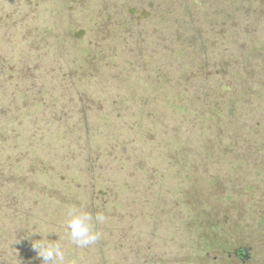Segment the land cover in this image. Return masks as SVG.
<instances>
[{"label":"trees","instance_id":"trees-1","mask_svg":"<svg viewBox=\"0 0 264 264\" xmlns=\"http://www.w3.org/2000/svg\"><path fill=\"white\" fill-rule=\"evenodd\" d=\"M90 88L136 91L142 114L149 95L180 109V158L218 164L184 188L188 208L220 191L251 219L236 224L244 240L264 233V0H0V149L17 144L20 114L48 90L75 92L63 100L87 127Z\"/></svg>","mask_w":264,"mask_h":264},{"label":"rangeland","instance_id":"rangeland-1","mask_svg":"<svg viewBox=\"0 0 264 264\" xmlns=\"http://www.w3.org/2000/svg\"><path fill=\"white\" fill-rule=\"evenodd\" d=\"M88 92L97 104L87 113V127L79 105L63 100L75 92L48 90L43 105L34 99L20 114L17 144L1 146L0 264H43L32 246L45 238L60 244L73 264H264V233L244 240L249 231L236 229L241 219L251 220L240 219V204L216 191V198L195 195L203 207L188 208L184 188L200 186L197 178L217 172L218 164L180 158V109L149 95L148 113L142 114L136 91ZM59 105L66 107L65 118L54 113ZM31 119L36 124L28 126ZM69 208L92 214L95 244L78 248L68 238ZM201 208L207 217H199ZM224 218L231 227L226 224L222 233L218 221ZM71 244L75 252L68 250ZM240 248L246 259L234 255Z\"/></svg>","mask_w":264,"mask_h":264},{"label":"clouds","instance_id":"clouds-1","mask_svg":"<svg viewBox=\"0 0 264 264\" xmlns=\"http://www.w3.org/2000/svg\"><path fill=\"white\" fill-rule=\"evenodd\" d=\"M93 217L91 213L77 212L75 208H69L67 211V219L65 221L66 230L72 243L78 248H85L95 244L99 238V233L94 230L91 223ZM97 222H103L105 217L97 214L95 217ZM42 257L43 264H73V261L65 258V252L60 244H52L47 239H42L38 244L32 246Z\"/></svg>","mask_w":264,"mask_h":264},{"label":"water","instance_id":"water-1","mask_svg":"<svg viewBox=\"0 0 264 264\" xmlns=\"http://www.w3.org/2000/svg\"><path fill=\"white\" fill-rule=\"evenodd\" d=\"M241 254H243L245 257H247V252L245 250L237 249L234 252V255L237 256V257H240Z\"/></svg>","mask_w":264,"mask_h":264},{"label":"flooded vegetation","instance_id":"flooded-vegetation-1","mask_svg":"<svg viewBox=\"0 0 264 264\" xmlns=\"http://www.w3.org/2000/svg\"><path fill=\"white\" fill-rule=\"evenodd\" d=\"M241 257H243V258H244L245 256L243 255V256H241ZM241 257H240V258H241Z\"/></svg>","mask_w":264,"mask_h":264}]
</instances>
